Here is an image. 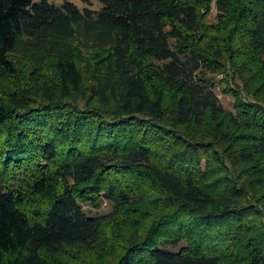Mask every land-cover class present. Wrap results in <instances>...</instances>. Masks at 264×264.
Returning a JSON list of instances; mask_svg holds the SVG:
<instances>
[{
    "label": "trees",
    "instance_id": "obj_1",
    "mask_svg": "<svg viewBox=\"0 0 264 264\" xmlns=\"http://www.w3.org/2000/svg\"><path fill=\"white\" fill-rule=\"evenodd\" d=\"M99 1L0 0V264H264V0Z\"/></svg>",
    "mask_w": 264,
    "mask_h": 264
},
{
    "label": "rangeland",
    "instance_id": "obj_2",
    "mask_svg": "<svg viewBox=\"0 0 264 264\" xmlns=\"http://www.w3.org/2000/svg\"><path fill=\"white\" fill-rule=\"evenodd\" d=\"M50 1L55 3L56 5H61L66 0H50ZM68 1L74 3L79 8H83L84 6H89L90 8L99 10L100 7L102 6V4L100 3L99 0H92L91 5H88V4L86 5L83 0H68ZM213 14H214V10L212 11L211 15H213ZM214 90L216 91L220 102L222 104H224L227 108H232L231 97L227 92H224L223 86H220L219 84H217V86L214 87ZM88 208L90 209V207H88ZM111 210H112V208H111L110 204H103L101 207H99L95 211L96 212L98 211L101 213H106V212H110Z\"/></svg>",
    "mask_w": 264,
    "mask_h": 264
}]
</instances>
